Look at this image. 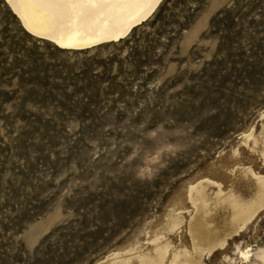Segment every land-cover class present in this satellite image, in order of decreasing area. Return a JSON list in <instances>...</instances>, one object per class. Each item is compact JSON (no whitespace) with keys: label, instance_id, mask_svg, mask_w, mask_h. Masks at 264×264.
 Instances as JSON below:
<instances>
[{"label":"rangeland","instance_id":"rangeland-1","mask_svg":"<svg viewBox=\"0 0 264 264\" xmlns=\"http://www.w3.org/2000/svg\"><path fill=\"white\" fill-rule=\"evenodd\" d=\"M263 127L264 0H163L86 50L0 0V264H264V206L229 205L261 194Z\"/></svg>","mask_w":264,"mask_h":264},{"label":"bare ground","instance_id":"bare-ground-1","mask_svg":"<svg viewBox=\"0 0 264 264\" xmlns=\"http://www.w3.org/2000/svg\"><path fill=\"white\" fill-rule=\"evenodd\" d=\"M6 1L29 34L68 50L92 48L101 43L118 42L126 38L135 27L149 19L163 2V0ZM229 205L234 211V220L241 221L253 217L264 206V187L255 201L242 203L231 199ZM197 210L189 224L192 237L213 247L218 241V232L213 231L202 219V210ZM181 221V216L172 214L171 229L176 228ZM165 254L164 247L156 245L153 256L140 253L136 257L140 264L146 260H150L152 264H163ZM179 255L180 253H174L171 264H179ZM184 259L191 264H200V259L194 261L193 257L185 256ZM260 261L264 263V253L260 256Z\"/></svg>","mask_w":264,"mask_h":264},{"label":"water","instance_id":"water-1","mask_svg":"<svg viewBox=\"0 0 264 264\" xmlns=\"http://www.w3.org/2000/svg\"><path fill=\"white\" fill-rule=\"evenodd\" d=\"M101 44H103V43H101ZM101 44H99V45H101ZM99 45H96V46H99ZM96 46H94V47H96ZM87 49H91V48H87ZM80 50H86V49H80Z\"/></svg>","mask_w":264,"mask_h":264}]
</instances>
